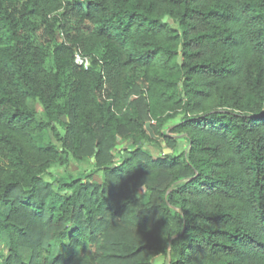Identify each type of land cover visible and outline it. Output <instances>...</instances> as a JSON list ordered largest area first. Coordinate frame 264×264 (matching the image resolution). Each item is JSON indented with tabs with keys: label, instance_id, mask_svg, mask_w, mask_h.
I'll return each mask as SVG.
<instances>
[{
	"label": "trees",
	"instance_id": "trees-1",
	"mask_svg": "<svg viewBox=\"0 0 264 264\" xmlns=\"http://www.w3.org/2000/svg\"><path fill=\"white\" fill-rule=\"evenodd\" d=\"M4 237L0 264H264V0H0Z\"/></svg>",
	"mask_w": 264,
	"mask_h": 264
},
{
	"label": "rangeland",
	"instance_id": "rangeland-1",
	"mask_svg": "<svg viewBox=\"0 0 264 264\" xmlns=\"http://www.w3.org/2000/svg\"><path fill=\"white\" fill-rule=\"evenodd\" d=\"M168 20V19H167ZM57 19L55 20V18H50V20L46 23V24H42L40 26V28L33 34L34 35V40L35 43L37 45H41V46H46L49 45V41L47 40V35H46V31L49 30L48 25L52 24L56 22L57 24ZM40 21L36 20L35 23L38 24ZM74 26H81L82 27V32L87 35L89 33V31L91 30V25H89L88 22H74ZM95 27V26H94ZM55 28L54 31V36H55V43H59L62 42L64 39L63 33H62V28H58V26H54L53 29ZM105 49H104V45L100 46L98 48V50L96 51V56H98L99 58H102L104 55ZM53 61L52 58L50 56L47 57V66L50 69H53ZM35 107L38 111V119L40 120L43 116V107L39 102L35 103ZM174 121V120H173ZM151 122L147 123V130L148 132L154 137L156 138V140L158 141L159 144H147V143H143L144 148L153 156V159L156 160L159 157L163 156V148L166 149L165 146V142L163 141V139L161 137H158L155 132L154 129L151 125ZM130 140L128 139H123V138H119L117 140L116 146L115 148L112 150V153L114 154V164L115 166H120L122 164V156H121V151L123 148H125ZM59 146L61 145L60 142H56ZM167 154L171 153V150H169L168 152H166ZM94 163V157H86L83 159H77L74 156L71 155L70 158V162L68 166H62V165H55L52 169V175H48L45 176L43 178L44 183H50L54 186H57V182L55 180V177H62V176H67L69 174L71 175H77L79 173L84 172L85 170H88L90 168H92ZM98 176L100 177V179H104L105 178V174L103 172H99ZM149 192L148 190L141 188L139 189L136 194L135 197H137L138 199H145L148 196ZM140 218H148L151 219V215L146 213L141 215ZM158 221H162V217L161 215L157 214L156 216L152 217V222H158ZM52 244H54V246H58L60 244L59 241H57L56 239L51 241ZM95 248V242H89L87 245V250H84V253L81 254V256L79 258H82L84 256V254H86V256L89 258L92 257V250ZM0 250L3 253V256L5 257L8 254V248H7V240L5 239V237L3 238L1 244H0ZM58 255L63 254V258H69L68 255H64V253L59 252L57 253ZM166 256L163 255H159L156 256L153 260H152V264H165L166 263Z\"/></svg>",
	"mask_w": 264,
	"mask_h": 264
},
{
	"label": "built area",
	"instance_id": "built-area-1",
	"mask_svg": "<svg viewBox=\"0 0 264 264\" xmlns=\"http://www.w3.org/2000/svg\"><path fill=\"white\" fill-rule=\"evenodd\" d=\"M76 62L79 65H84L85 67H88L90 65V59L83 56L80 52L76 53Z\"/></svg>",
	"mask_w": 264,
	"mask_h": 264
},
{
	"label": "water",
	"instance_id": "water-1",
	"mask_svg": "<svg viewBox=\"0 0 264 264\" xmlns=\"http://www.w3.org/2000/svg\"><path fill=\"white\" fill-rule=\"evenodd\" d=\"M167 19H168V17L165 18V21H167ZM179 61H180V63H182V58H180ZM165 151L168 152L169 149H166Z\"/></svg>",
	"mask_w": 264,
	"mask_h": 264
}]
</instances>
